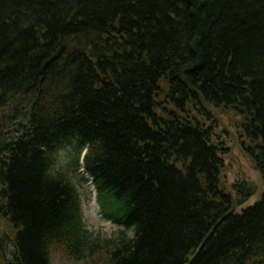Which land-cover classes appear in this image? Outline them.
I'll use <instances>...</instances> for the list:
<instances>
[{
  "label": "trees",
  "instance_id": "obj_1",
  "mask_svg": "<svg viewBox=\"0 0 264 264\" xmlns=\"http://www.w3.org/2000/svg\"><path fill=\"white\" fill-rule=\"evenodd\" d=\"M208 107L264 182V0H0V264H264V194L234 212Z\"/></svg>",
  "mask_w": 264,
  "mask_h": 264
},
{
  "label": "rangeland",
  "instance_id": "obj_2",
  "mask_svg": "<svg viewBox=\"0 0 264 264\" xmlns=\"http://www.w3.org/2000/svg\"><path fill=\"white\" fill-rule=\"evenodd\" d=\"M213 114L215 115L218 121V131L220 133V137L223 138L228 142L230 147V152L224 158V170L222 172V184L226 191H229L230 183H236L238 180L243 179H255L260 186V190H262V181L259 174L251 168L250 163L247 161L248 159L242 154L240 151V147L238 148V142L236 130L234 125L237 124V120L233 118L227 111L222 109L212 110ZM234 134L233 135V130ZM227 131L228 135L225 134ZM62 164H58L61 166ZM254 185V183H253ZM82 195V212L84 217V222L88 228L92 230H100L104 235L108 238H113L116 235L117 227L113 226L112 224L106 223L103 221L99 215L98 207L94 202V196L92 192L91 185L83 186L81 189ZM259 194V193H258ZM259 196V195H257ZM257 196H252L250 203L254 202L257 199ZM249 206L248 204L242 208ZM242 208H237V211H240ZM5 234L11 235L12 231L6 229V231L2 230ZM8 242V239H7ZM9 258V256H8ZM105 256L98 255L92 261H84V262H75L66 257V255L60 249H54L50 255V264H104ZM8 264H11L10 260H7ZM15 264V263H13Z\"/></svg>",
  "mask_w": 264,
  "mask_h": 264
},
{
  "label": "water",
  "instance_id": "obj_3",
  "mask_svg": "<svg viewBox=\"0 0 264 264\" xmlns=\"http://www.w3.org/2000/svg\"><path fill=\"white\" fill-rule=\"evenodd\" d=\"M236 190H237V191H241V192H246L247 194H250V193H251L250 190H245V191H243V190H241V189H239V188H236Z\"/></svg>",
  "mask_w": 264,
  "mask_h": 264
}]
</instances>
